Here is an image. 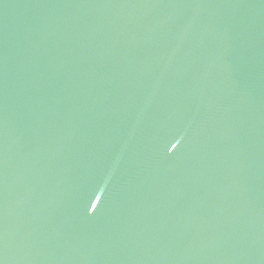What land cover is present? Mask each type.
Returning <instances> with one entry per match:
<instances>
[{
  "label": "water",
  "instance_id": "1",
  "mask_svg": "<svg viewBox=\"0 0 264 264\" xmlns=\"http://www.w3.org/2000/svg\"><path fill=\"white\" fill-rule=\"evenodd\" d=\"M0 264H264V0H0Z\"/></svg>",
  "mask_w": 264,
  "mask_h": 264
}]
</instances>
